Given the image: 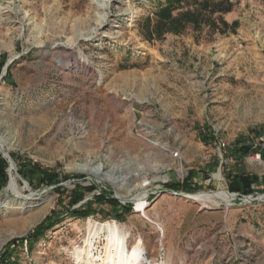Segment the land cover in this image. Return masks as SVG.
<instances>
[{
	"label": "rangeland",
	"instance_id": "rangeland-1",
	"mask_svg": "<svg viewBox=\"0 0 264 264\" xmlns=\"http://www.w3.org/2000/svg\"><path fill=\"white\" fill-rule=\"evenodd\" d=\"M112 1L104 25L79 39L78 30L97 26L94 0H0V154L14 163L0 187V257L89 264L105 257L108 242L106 230L89 229L90 219L121 224L130 250L142 239L147 264H264V158L230 152L264 132V0ZM166 6L173 19L162 22ZM186 11L199 12V23L183 19L169 30ZM218 141L227 147L219 151ZM94 161L143 174H131L122 198L112 182L69 168ZM33 164L61 182L35 185L27 178ZM240 175L258 177L249 192L230 190ZM12 176L22 194L8 189ZM78 184L84 198L72 205ZM205 193L219 196H186ZM138 199L163 233L136 209ZM80 207L92 214L69 213ZM51 215L58 222L27 240ZM89 238L92 247L77 258Z\"/></svg>",
	"mask_w": 264,
	"mask_h": 264
},
{
	"label": "bare ground",
	"instance_id": "bare-ground-1",
	"mask_svg": "<svg viewBox=\"0 0 264 264\" xmlns=\"http://www.w3.org/2000/svg\"><path fill=\"white\" fill-rule=\"evenodd\" d=\"M112 2H113L112 0H94V4L96 5L97 9L101 11V12L97 13V15H98L97 26L89 28L86 31L78 30V32L76 33V37L79 39H82V38L94 36L96 31H98V28L100 26L104 25L106 20L109 18V12L112 8ZM28 12L25 13L23 16L27 19V21L29 20L32 22L31 15ZM129 13L132 16V21H134L135 12L132 11ZM125 14H127V13H125ZM63 64L68 65L69 62H67V60H63ZM6 145L7 144L5 142L1 143V146L3 148L8 147ZM164 167H165V165L162 166V168H164ZM69 168L74 169V170H78V171H87V172H90L91 174L94 173L96 175H99L100 179H104V180H108V181L112 182L117 187L119 196L122 198L126 197L125 194H122L120 192V190L123 188V185L126 183L125 181H127L131 177V174L140 175L142 173L141 171L143 170L142 168L132 169L131 171L129 170L130 172H128L126 174H118V173L113 172L112 169H107L108 167H106L104 164H102L100 162H95V161L89 162V163L87 162L86 164H77V165L69 167ZM159 168H161V167H159ZM159 168L157 167L158 170H159ZM183 173L184 172L182 171V169H180V174L182 175ZM145 174L147 175V172H145ZM146 175L144 176V178H145L144 181H147ZM217 177L219 179H222L220 173L217 174ZM149 183L150 182L148 180V183H146V184L144 183V184L147 185ZM16 186H17V182H16L15 178L12 176L11 180L8 184V189H13L14 192H16L17 194H22V191H20L19 188H17V189L15 188ZM127 191H128V193H129V191L131 192L130 189H127ZM219 192H221V191H219ZM207 193H205V194H207ZM205 194H191V195H186V196L189 198H200L201 200L206 199L210 196L212 197V195L213 196L214 195L219 196L217 193L207 194V195H205ZM262 199L264 200V195H262ZM203 203H205V202H203ZM48 207H49V205L44 207L40 216H42L44 214V212H46ZM146 207H147V202L144 199H138L136 209L138 211L142 212L143 215L145 217L149 218L152 222H155L156 225L161 230V232L163 233L165 231V228L163 227V225H161L162 223L161 222L159 223V222L151 219L150 217H148L147 213H146ZM30 223L33 224V223H35V221L30 222ZM32 224H29V225L31 226ZM87 225L91 231H95L97 234H99V231H105L106 230L107 231V240H108L107 251H106L105 257H101V256L95 257L93 255L91 257V260L89 261V264L97 263V260L99 258H103L104 264H147L148 263L147 258L145 256L146 251H145V248L143 247L142 239H140L138 241V243L132 248V250H130L126 244V237L121 232V224H119L117 222H111V221H107L104 223L92 222L90 219H88ZM86 243H87L86 247L79 248L76 251V257L77 258H82V256L92 247L93 239L89 238L88 240H86ZM149 264H153V263H149ZM155 264H166V263L162 262V263H155Z\"/></svg>",
	"mask_w": 264,
	"mask_h": 264
},
{
	"label": "trees",
	"instance_id": "trees-1",
	"mask_svg": "<svg viewBox=\"0 0 264 264\" xmlns=\"http://www.w3.org/2000/svg\"><path fill=\"white\" fill-rule=\"evenodd\" d=\"M174 0H169V2H173ZM194 2H198V0H192ZM204 3L208 2L209 0H202ZM200 13L196 11H186L184 14L178 16L176 19L173 20V24L171 26V29L175 28L176 25L183 23V19L185 22H193L195 25L199 23L200 19ZM158 17L160 21L162 22H167L171 19H173L172 12L168 6L166 7H161L158 11ZM4 61L0 63V72L3 68ZM240 150L244 152L245 154L249 153V148L248 147H241ZM10 164L8 160L0 154V187H4L10 178V174L8 171ZM20 174L23 175L24 177L26 176L25 170H19ZM37 174H39V177H34ZM27 178L31 180H35V185H57L61 182V179L58 177V175L55 172L49 171V170H41L40 167L37 164H33V166H30V170L28 172ZM258 177L255 176H250V175H240L239 177H236V180L232 181L229 185V188L231 191H239L242 189V186L247 188L246 191H250V186L253 182H256ZM180 189L184 190V185H180ZM79 188H82L79 184L76 186V189L73 192H78L74 198L70 201L72 205H75L79 203L84 197H83V192L80 191ZM85 190L87 189L88 191H92L95 189V185H92L90 187H84ZM62 187H58L57 190L61 192ZM174 189H179L178 186H174ZM187 191V190H185ZM99 200H102V194L98 195L97 197ZM109 204L112 206V208H115L116 204H118V201L115 198L109 199ZM121 209L125 210H131L132 206L131 204L123 206L120 205ZM118 209V211L120 210ZM117 211V212H118ZM70 214L79 216L81 218H87L89 217L92 212L91 208H82L80 207L79 209H70ZM58 222L57 217L48 216L44 222H42L32 233H30L26 239L29 240L30 242H34L38 238L41 237V235L51 227H53L56 223ZM23 238L19 239H13L8 246L10 247L11 245H16L17 243L23 242ZM8 253H4L1 255L0 259V264H7L9 262L8 258Z\"/></svg>",
	"mask_w": 264,
	"mask_h": 264
},
{
	"label": "built area",
	"instance_id": "built-area-1",
	"mask_svg": "<svg viewBox=\"0 0 264 264\" xmlns=\"http://www.w3.org/2000/svg\"><path fill=\"white\" fill-rule=\"evenodd\" d=\"M139 125L143 126L145 125V123H141L140 121ZM218 143H219L218 146L219 151H221L222 148L227 147L225 141H218ZM245 144L249 148L248 156H246L247 161L253 163H260L262 161L263 152H264V132L258 135L250 134L246 139ZM178 155H179V151H176L174 153V156H178Z\"/></svg>",
	"mask_w": 264,
	"mask_h": 264
},
{
	"label": "crops",
	"instance_id": "crops-1",
	"mask_svg": "<svg viewBox=\"0 0 264 264\" xmlns=\"http://www.w3.org/2000/svg\"><path fill=\"white\" fill-rule=\"evenodd\" d=\"M245 141L246 140H243L242 142H240V144H237V145H235L231 150H230V152L231 153H236V151H240V148L243 146V147H247L246 146V144H245ZM238 143H239V141H238ZM236 146L238 147V148H236ZM226 150V149H225ZM246 155H248V154H245V156ZM263 158H264V152H263ZM258 218V217H257ZM256 221H258V220H256ZM256 221H254V225H256L257 227H255L256 229H258L259 228V226H258V224H257V222ZM255 230V229H254Z\"/></svg>",
	"mask_w": 264,
	"mask_h": 264
},
{
	"label": "water",
	"instance_id": "water-1",
	"mask_svg": "<svg viewBox=\"0 0 264 264\" xmlns=\"http://www.w3.org/2000/svg\"><path fill=\"white\" fill-rule=\"evenodd\" d=\"M137 117L139 119V114H137ZM4 156L9 159V162H10V168H9V170L11 171L14 168V163H13V161L11 159V156L8 153L7 154L4 153Z\"/></svg>",
	"mask_w": 264,
	"mask_h": 264
}]
</instances>
